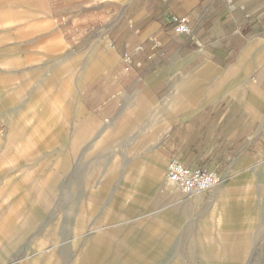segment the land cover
I'll use <instances>...</instances> for the list:
<instances>
[{"label":"crops","instance_id":"crops-1","mask_svg":"<svg viewBox=\"0 0 264 264\" xmlns=\"http://www.w3.org/2000/svg\"><path fill=\"white\" fill-rule=\"evenodd\" d=\"M228 2L48 0L42 13L0 12V143L151 115L167 126L164 157L240 181L264 157V0ZM171 15L190 33L174 32Z\"/></svg>","mask_w":264,"mask_h":264},{"label":"rangeland","instance_id":"rangeland-1","mask_svg":"<svg viewBox=\"0 0 264 264\" xmlns=\"http://www.w3.org/2000/svg\"><path fill=\"white\" fill-rule=\"evenodd\" d=\"M28 2L0 0V12L48 5ZM121 115L60 125L66 136L54 125L2 136L0 264H264V157L190 205L165 185L179 158L160 150L167 126L151 115L119 125Z\"/></svg>","mask_w":264,"mask_h":264},{"label":"built area","instance_id":"built-area-1","mask_svg":"<svg viewBox=\"0 0 264 264\" xmlns=\"http://www.w3.org/2000/svg\"><path fill=\"white\" fill-rule=\"evenodd\" d=\"M230 5L228 0H225ZM172 30L178 34H189L191 29L186 17L171 15ZM222 176L215 170L185 164L177 157H171L165 169V183L182 197H190L218 186Z\"/></svg>","mask_w":264,"mask_h":264},{"label":"bare ground","instance_id":"bare-ground-1","mask_svg":"<svg viewBox=\"0 0 264 264\" xmlns=\"http://www.w3.org/2000/svg\"><path fill=\"white\" fill-rule=\"evenodd\" d=\"M156 175H157V174H156ZM156 180H157V181H156L155 183H157V184H158L159 182H161V178H159V177H158ZM220 184H221V185H224L223 182H221ZM221 185H220V186H221ZM167 186H169V185H167ZM169 187H170V186H169ZM171 189H172V188H171ZM215 190H216V189H215ZM196 201H197V200H196Z\"/></svg>","mask_w":264,"mask_h":264}]
</instances>
